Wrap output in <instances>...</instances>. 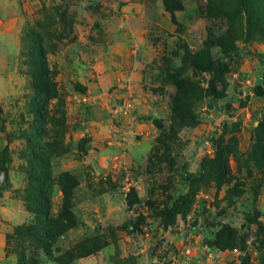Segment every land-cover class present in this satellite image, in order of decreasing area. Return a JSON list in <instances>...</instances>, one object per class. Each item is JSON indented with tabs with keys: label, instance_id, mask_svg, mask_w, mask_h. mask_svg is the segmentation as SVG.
Listing matches in <instances>:
<instances>
[{
	"label": "rangeland",
	"instance_id": "obj_1",
	"mask_svg": "<svg viewBox=\"0 0 264 264\" xmlns=\"http://www.w3.org/2000/svg\"><path fill=\"white\" fill-rule=\"evenodd\" d=\"M164 1L0 0L7 264L54 263L71 250L91 254L79 264H264L263 0H176L175 10ZM65 8L67 29L59 23ZM33 31L50 49L59 90L45 123L23 64ZM211 39L219 43L211 54L228 69L222 98L210 94L211 74L186 60ZM179 69L196 85L184 100L192 124L173 111L167 74ZM43 177L52 217L62 215L64 184L77 219L52 256L42 248L45 223L35 203ZM228 228L237 239L223 248L219 236ZM95 249L104 251L93 261Z\"/></svg>",
	"mask_w": 264,
	"mask_h": 264
},
{
	"label": "trees",
	"instance_id": "obj_2",
	"mask_svg": "<svg viewBox=\"0 0 264 264\" xmlns=\"http://www.w3.org/2000/svg\"><path fill=\"white\" fill-rule=\"evenodd\" d=\"M215 0H208L209 6H212ZM165 5L169 10L179 9L180 5L176 0H165ZM245 0H241V6ZM264 4V0L262 1ZM67 8L63 9L60 13V21L59 23L67 29L70 25L66 21V14ZM227 16L232 14L231 12H225ZM253 14V12H252ZM259 16V15H257ZM47 20L53 21L51 15H47ZM233 20V17H230ZM53 23V22H52ZM53 25V24H51ZM30 36L33 40V43L30 46L31 53L25 54L27 59L23 62V64L28 67L27 75L31 77L33 81V88L36 93V100L38 102V109L39 110L38 117L44 123L46 122L45 115L47 111H45L46 105L50 103L51 100L58 98L59 90L57 86V82L55 80L56 73L50 68L48 63V54L50 53V49L47 48L45 38L43 35L38 34L37 32L33 31L30 32ZM61 38V35H59ZM63 38V37H62ZM215 42V44H211ZM232 38H222L220 40V44L225 48L228 49L232 46ZM218 39L207 42V48L201 50L200 52L196 53H187L186 60L191 61L192 67L197 71L208 72L212 76L211 80V90L210 94L215 96L216 98H222L227 91L228 84L225 79V75L228 72L227 65L223 62L216 61L214 56L211 54L210 49L213 46H217ZM23 54V55H24ZM185 70H176L175 72H171L167 74V78L169 82L176 88V94L173 96V111L176 114V117L187 124H192L195 120L194 111L188 109L184 100L189 98V94H187L190 90H195L196 85L193 81L189 78L185 77ZM222 88L220 89V85ZM259 95H264V90L260 88L257 91ZM43 133V132H42ZM44 134V133H43ZM50 144L48 145V149H50ZM8 147L4 146L3 149H0V173L7 172L8 163H9V155H8ZM46 169V168H44ZM43 170V169H42ZM43 181H39L40 185L38 184V190L36 191L37 198L35 199V203L37 205V215L44 221L45 223V230L44 235L42 236V248L46 250V252L51 255L52 247L54 243L57 241V238L66 234L72 228L77 226V219L74 215L72 210V205L69 203V199L71 194L69 190L66 188L64 184H62V190L65 194V202L63 206L62 215L59 217H52L53 205L51 202V197L49 196V190L47 191V187L44 184L47 178H42ZM77 182L74 180V184ZM77 185V184H76ZM2 198V194L0 193V199ZM177 214L183 215V209H180V204L175 205ZM260 232V235L264 236V228ZM224 234L219 236V244L223 248H228L234 244L237 239V232L231 228L228 230H224ZM98 251V249L93 250V253ZM69 255V261H64V257ZM86 255H77L71 250L63 255L53 258L59 264H71V262L78 258L84 257ZM27 264V262H24Z\"/></svg>",
	"mask_w": 264,
	"mask_h": 264
},
{
	"label": "crops",
	"instance_id": "obj_3",
	"mask_svg": "<svg viewBox=\"0 0 264 264\" xmlns=\"http://www.w3.org/2000/svg\"><path fill=\"white\" fill-rule=\"evenodd\" d=\"M15 16H16V22L15 23H19V24H21V22L23 21V18L21 17V14H15ZM19 30L20 29H18L17 28V30H16V32H15V35L17 34V38L19 37ZM75 230V229H74ZM72 231H73V229L72 230H70L69 231V233L66 235V236H69V234H71L72 233ZM64 238V237H63ZM62 238V239H63ZM78 242V241H77ZM75 244V243H74ZM73 244V245H74ZM5 246H6V240H5V237H4V234H3V232H1L0 233V264H7V258L5 257L6 255H5ZM110 247V246H109ZM108 248V247H107ZM103 251L104 250H99V251H96L95 253H93V261H96V260H98L99 259V256H101L102 254H103ZM99 253V254H98ZM88 256V257H87ZM86 257L87 258H89V259H91L90 257H92L91 256V254L90 255H87ZM86 257L84 256V257H78V258H76V259H74L72 262H71V264H79V262L81 261V260H83V259H86ZM110 259H111V257H110ZM108 263H109V261H108ZM10 264H12V263H10ZM49 264H59V263H57V262H54V263H52L51 261H49ZM150 264V263H149Z\"/></svg>",
	"mask_w": 264,
	"mask_h": 264
}]
</instances>
